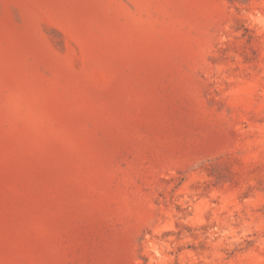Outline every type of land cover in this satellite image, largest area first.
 <instances>
[{"label": "rangeland", "instance_id": "374dc122", "mask_svg": "<svg viewBox=\"0 0 264 264\" xmlns=\"http://www.w3.org/2000/svg\"><path fill=\"white\" fill-rule=\"evenodd\" d=\"M0 264H264V0H0Z\"/></svg>", "mask_w": 264, "mask_h": 264}]
</instances>
